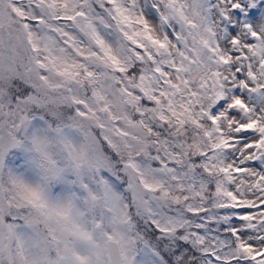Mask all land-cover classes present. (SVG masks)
Returning <instances> with one entry per match:
<instances>
[{"label":"snow or ice","instance_id":"6c2138e0","mask_svg":"<svg viewBox=\"0 0 264 264\" xmlns=\"http://www.w3.org/2000/svg\"><path fill=\"white\" fill-rule=\"evenodd\" d=\"M0 264H264V0H0Z\"/></svg>","mask_w":264,"mask_h":264}]
</instances>
